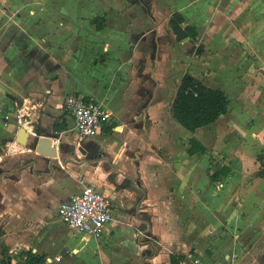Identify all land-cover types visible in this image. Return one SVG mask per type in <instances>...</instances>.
I'll return each instance as SVG.
<instances>
[{
	"label": "crops",
	"instance_id": "crops-1",
	"mask_svg": "<svg viewBox=\"0 0 264 264\" xmlns=\"http://www.w3.org/2000/svg\"><path fill=\"white\" fill-rule=\"evenodd\" d=\"M174 12L195 27L194 39H176ZM202 65L216 80L234 77L231 112L230 96L207 84ZM185 73L229 100L194 131L171 110ZM71 92L110 112L96 135L74 134L62 105ZM0 107L25 119L0 122V140L20 147V127L28 138L39 129L57 152L33 150L0 175V262L5 252L19 263L28 250L45 264H74L72 253L94 240L128 250L133 237L140 264H171V256L220 263L234 253L236 264H264V0H0ZM192 138L204 153L189 152ZM241 145L251 148L250 162ZM81 178L113 204L99 239L69 236L50 210L80 190Z\"/></svg>",
	"mask_w": 264,
	"mask_h": 264
},
{
	"label": "built area",
	"instance_id": "built-area-1",
	"mask_svg": "<svg viewBox=\"0 0 264 264\" xmlns=\"http://www.w3.org/2000/svg\"><path fill=\"white\" fill-rule=\"evenodd\" d=\"M63 109L72 117V130L79 140L96 135L104 124L110 120L108 112L95 99L80 93L71 92L63 98ZM0 122L3 126L10 123L25 125L23 114L19 110L12 112L0 107ZM80 190L62 201L57 209L59 220L71 231L86 234L99 239L112 219L113 204L111 199L99 191L93 184L79 179ZM236 254H232L223 262H208L198 256L191 258L189 264H236ZM61 256L55 257L59 261Z\"/></svg>",
	"mask_w": 264,
	"mask_h": 264
},
{
	"label": "trees",
	"instance_id": "trees-1",
	"mask_svg": "<svg viewBox=\"0 0 264 264\" xmlns=\"http://www.w3.org/2000/svg\"><path fill=\"white\" fill-rule=\"evenodd\" d=\"M184 18L178 12H174L169 25L177 40L187 36L196 37V30L193 26H183ZM229 100L227 95L220 88H213L205 85L201 80L185 73L176 89L175 98L172 103V115L174 119L185 129L194 131L196 128L216 121L227 111ZM206 151V147L197 139L190 140L189 152ZM261 162L259 175L264 178V156H258ZM226 171V169H225ZM21 262L15 264H45L43 255L34 254L31 251H22L20 254ZM171 256V264H175ZM0 264H12L11 256L4 252Z\"/></svg>",
	"mask_w": 264,
	"mask_h": 264
},
{
	"label": "rangeland",
	"instance_id": "rangeland-1",
	"mask_svg": "<svg viewBox=\"0 0 264 264\" xmlns=\"http://www.w3.org/2000/svg\"><path fill=\"white\" fill-rule=\"evenodd\" d=\"M236 20V19H235ZM237 21V20H236ZM202 52H204V49L200 46L197 47L195 54L198 56L202 55ZM228 68V67H227ZM212 68L202 67L199 69V72H201L202 77H207V84L211 86H216L218 87H223L227 94L230 96L231 104H230V112L234 109V107L237 106L236 104V96L238 92L235 89V81L233 80L234 77L228 75V79L225 78V81L222 80H216L215 75H206L208 74ZM217 75V74H216ZM68 94V93H67ZM218 123H221L219 121ZM39 129H36L35 131L37 132ZM21 137V136H20ZM36 135H31L25 142H20V147L11 145L7 139H2L0 140V175L2 173H5L6 175L7 172L11 171L12 169H15V167L20 166L21 164H24V162H27L30 160L31 154H33V150L35 151V142H36ZM242 149L244 152L245 156V161L250 162L251 159L254 155L252 154L251 148L244 147L242 148V145L237 148ZM259 152L264 151V146L259 147L258 149ZM98 188V187H97ZM101 191V190H100ZM55 202H52L50 206L51 211H56L57 208L55 209L54 207ZM50 211V212H51ZM131 232V231H130ZM64 233L68 234L69 236L73 237H84L85 235L81 234H75L74 232L71 234L70 231L67 229H64ZM130 239V238H129ZM131 245L133 247H130V249L125 250L122 249L121 245L118 244L116 241L108 240L105 242L104 240H94L95 242L92 244V247L89 249H82L77 250L76 252L72 253L74 256H76L77 260L79 259V262H76L74 264H92L91 262H96V264H140L139 263V257L141 255L140 251H138V247L136 246V239H133L131 237ZM134 248V249H133ZM70 249V248H69ZM67 249V252L69 251ZM151 249V248H150ZM71 250V249H70ZM152 250V249H151ZM66 251V250H65ZM79 251V252H78ZM71 253V251H69ZM90 253L89 260L83 259L81 257V254H87ZM138 254L136 257V262H132L134 258H132V255ZM67 257V258H66ZM71 255L68 254L67 256L64 257V259H70ZM83 261V262H81ZM93 262V263H94Z\"/></svg>",
	"mask_w": 264,
	"mask_h": 264
},
{
	"label": "water",
	"instance_id": "water-1",
	"mask_svg": "<svg viewBox=\"0 0 264 264\" xmlns=\"http://www.w3.org/2000/svg\"><path fill=\"white\" fill-rule=\"evenodd\" d=\"M24 133L26 137L24 139L21 136V134ZM36 134V142H35V150L43 155L46 156H55L57 154L56 148L51 145V138L46 137V136H39V133L35 132ZM28 139V133L27 131L23 128H19L18 132V137L17 141L20 142H25Z\"/></svg>",
	"mask_w": 264,
	"mask_h": 264
},
{
	"label": "bare ground",
	"instance_id": "bare-ground-1",
	"mask_svg": "<svg viewBox=\"0 0 264 264\" xmlns=\"http://www.w3.org/2000/svg\"><path fill=\"white\" fill-rule=\"evenodd\" d=\"M21 137L24 139V137H26V136H25V134H24V133H22V134H21Z\"/></svg>",
	"mask_w": 264,
	"mask_h": 264
}]
</instances>
